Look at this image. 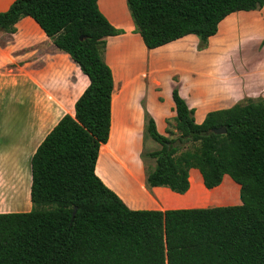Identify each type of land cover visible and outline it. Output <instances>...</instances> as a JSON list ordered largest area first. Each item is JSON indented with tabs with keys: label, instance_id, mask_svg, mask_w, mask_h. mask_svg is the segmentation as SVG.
Segmentation results:
<instances>
[{
	"label": "trees",
	"instance_id": "trees-1",
	"mask_svg": "<svg viewBox=\"0 0 264 264\" xmlns=\"http://www.w3.org/2000/svg\"><path fill=\"white\" fill-rule=\"evenodd\" d=\"M126 3L147 50L187 35L205 44L229 15L264 6V0ZM24 17L69 55L88 86L74 115H64L31 157L30 211L0 213V264H264V99L246 98L197 124L174 87L167 136L144 116L145 134L159 145L140 154L143 164L153 161L144 170L146 186L183 195L195 169L207 190L229 176L239 185L240 204L130 209L95 173L111 127L114 81L104 60L106 38L120 32L97 0H15L0 13V32L14 33Z\"/></svg>",
	"mask_w": 264,
	"mask_h": 264
},
{
	"label": "crops",
	"instance_id": "crops-1",
	"mask_svg": "<svg viewBox=\"0 0 264 264\" xmlns=\"http://www.w3.org/2000/svg\"><path fill=\"white\" fill-rule=\"evenodd\" d=\"M14 1L0 0V13L7 11ZM97 6L111 26L120 32L119 35L106 38L104 53V60L112 71L114 81L111 98L110 134L114 119L120 117L124 123L121 133L128 138L137 136V157L140 163L139 154L144 149L147 140L144 127L145 112L153 118L158 133L164 136H167L166 132L169 128L167 121L173 123L175 117L174 104L171 98L173 82L169 78L170 83L164 89L160 79L154 77L157 73L166 72L169 73V77L177 76L178 82L175 85H177L179 95L190 109H194V118L197 124L202 123L205 114L210 110L229 108L244 98H264V44L262 43L264 38V6L249 12H238L243 14L242 16L238 15L240 19H246V22L240 21L238 23L247 27L250 33L245 40L241 39L238 43L250 44L248 47L249 59L246 63L242 58L243 55L241 57L237 55L236 61L229 60V62L238 79H243L241 76L245 75L248 77L247 87L235 85L223 93L210 95L205 88L203 89V76L206 72L203 71V62L208 65V60L203 58V51L197 50L198 39L196 36L187 35L154 50H147L139 34L134 31V23L128 11L126 0H97ZM120 43L122 45L139 43L144 50H147V57L151 55L152 69L150 75L153 71V81L150 82L152 84L150 87L146 83H142L127 90L125 87L130 83H127V86L123 83L117 85L114 73L119 62ZM232 43H235V40ZM0 59L7 61L6 69L9 75L15 77L8 87L9 93L6 100L14 97L16 99L17 95H20L19 97L22 99L23 97L28 99L35 109L34 117L29 119L16 118V122L11 121V119L10 122H5L6 119L3 121L0 117V139L2 141L0 143V156L10 157L8 162H10L13 171H20V166L25 164L28 165L29 169L27 189L18 196L13 191L7 192L6 197L7 203L18 201L19 207L23 209L0 213L29 212L31 209L29 198L31 157L45 136L64 115H74V104L88 86V79L69 55L58 50L29 17L21 18L16 23L14 33L0 32ZM223 60L225 59H220L217 63L220 65ZM242 67L245 70H242ZM139 75L148 76L145 70L139 71ZM84 80H86V84L81 88ZM31 84L34 88L33 91L29 90ZM4 101L1 103L5 111ZM203 107H206L205 111L207 112L205 114L200 112ZM131 119L135 120L137 127L132 126ZM9 123H13L15 126H3ZM109 139L99 150L95 167L97 176L98 160L103 148L109 145ZM109 155L112 156L109 161L115 166V169H112L114 173H110L108 176L110 183L100 176L98 177L130 209L163 211L240 204L239 185L235 184L229 176H224L219 186L209 190L215 192L216 196L208 199L204 194L207 189L203 188V184H200L198 171L191 169L189 172V189L185 194L180 195L163 187H147L143 168L142 172L138 174L126 156L122 157L121 165H118L113 160L116 153L111 151ZM193 175L196 182L191 184L190 178ZM167 206L170 208H166Z\"/></svg>",
	"mask_w": 264,
	"mask_h": 264
},
{
	"label": "rangeland",
	"instance_id": "rangeland-1",
	"mask_svg": "<svg viewBox=\"0 0 264 264\" xmlns=\"http://www.w3.org/2000/svg\"><path fill=\"white\" fill-rule=\"evenodd\" d=\"M241 13L237 12L236 14H232L226 20H224L220 24L215 36L209 38L205 44H201L200 40L197 38L198 39L197 50L199 52L203 51V58H207L208 60L207 61L208 65H205L203 62V71H206L205 75L203 76V89L204 88L206 89L208 95L212 93H216V94L223 93L226 90L233 88L235 85L244 86V88L247 87L248 77L245 75V76H241L243 79L241 78L238 79L236 77V74L233 73L232 71L233 68L229 62V60L236 61L237 55H240V57L241 55H243L242 58L245 60L246 63L247 60L249 59L248 47L250 46V44L246 45V44L238 43V41H241V39L245 40V38L250 35L248 28L243 27V25L238 23L240 21L246 22V19H240V16H238V15L242 16L243 14ZM233 40H235V43H232ZM262 43L264 44L263 40ZM120 46L121 47L118 52L119 62L115 67V73H114L115 74L114 77L117 82V85H119V83H123L125 84V86H127L126 84L130 83V85L125 87L127 90L132 89L137 84L141 85L142 83L144 84L146 83L150 87L152 85L150 82L153 81L152 78L153 71L151 72L150 75V70L152 69L150 63L151 55L147 57V53H146L147 50H144V48L141 47L139 43L136 45L134 44L122 45V43H120ZM220 59L221 60L225 59V60H223V62H221L219 65L217 62H219ZM213 62L215 63L213 64ZM6 63H7L6 60L0 59V115H1L0 117H2L3 121L6 119L5 122H10V119L11 121L16 122V118H28V119L32 118L35 116V109L34 107L31 106L28 99H25L24 97L22 99L21 97H19L20 95H17L16 99L14 97L9 100L8 99L6 100V97L9 93L8 87L11 85L13 79L15 78L14 76L9 75V72L5 66ZM144 70L148 75L147 77L146 75L145 76L139 75V71L141 72ZM242 70L245 69H243L242 67ZM154 77L160 79L159 81H161V83L163 84L164 89L170 83L169 78L173 82L174 85L173 88L174 87L177 88V85H175L178 82L177 76L169 77V73L163 72V73H157L156 75H154ZM85 84H86V80H84L81 88H83ZM33 89H34L33 85L31 84V86H29V90L33 91ZM244 99L236 103H239ZM253 99H258V98H253ZM2 101H4L5 111L1 103ZM205 109L206 107L201 108L200 110L201 114H205V112H207L205 111ZM192 110L194 111V109ZM216 110L208 111L205 114V116L208 113ZM218 110H222V109H218ZM3 111L4 114L2 113ZM130 121L132 123V126L137 127V124L134 119H131ZM3 126L13 127L15 125L13 123H9V124H4ZM123 126L124 123H122L120 117L114 119L112 125L110 143L109 145L107 144L108 146L106 148L104 147L103 150L101 151V156L97 164L96 171L98 176L106 180V182L108 183H110L108 176L110 173L113 174L114 173L113 170L115 169V166L111 163V161H109L110 157H112L109 155L111 151H114L116 153L115 157H113L115 163L121 165V161L123 159L122 157L126 156L138 174L142 172V168L144 172L145 168L151 167L153 165L152 160H146L144 164L142 163V161L140 163L137 157V149H138L137 136H133L131 138L125 136V134L121 133V129ZM1 142L2 141L0 139V143ZM158 149H159V145L147 135V140L145 141L144 149L142 150V152H140V154L148 153ZM9 158L10 157H7L5 155L0 156V212H13V211L22 210L23 208L19 207L18 201L16 202L10 201L9 203H7V199H6L7 192L13 191V193H15L16 196H18L27 189L26 185H27V178L29 175L28 165L27 164H25L24 166L21 165L20 171H13L11 169L10 162H8ZM190 182L191 184H194L196 182V178L194 177V175L191 176ZM200 184L202 185L201 178H200ZM204 194L208 197V199L214 198L216 196L215 192L213 193L210 192L209 190H207ZM166 208H170V206H167Z\"/></svg>",
	"mask_w": 264,
	"mask_h": 264
},
{
	"label": "water",
	"instance_id": "water-1",
	"mask_svg": "<svg viewBox=\"0 0 264 264\" xmlns=\"http://www.w3.org/2000/svg\"><path fill=\"white\" fill-rule=\"evenodd\" d=\"M211 131L213 133H216V134H223V133H225V129H212Z\"/></svg>",
	"mask_w": 264,
	"mask_h": 264
}]
</instances>
